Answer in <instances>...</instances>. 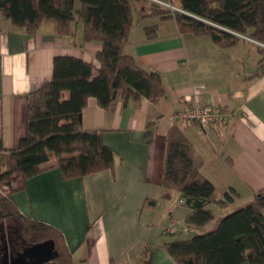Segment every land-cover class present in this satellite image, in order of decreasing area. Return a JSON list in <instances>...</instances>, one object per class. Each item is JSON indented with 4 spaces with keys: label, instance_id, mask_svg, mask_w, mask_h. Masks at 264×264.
Masks as SVG:
<instances>
[{
    "label": "crops",
    "instance_id": "1",
    "mask_svg": "<svg viewBox=\"0 0 264 264\" xmlns=\"http://www.w3.org/2000/svg\"><path fill=\"white\" fill-rule=\"evenodd\" d=\"M153 1L136 2L124 52L162 76L164 95L156 101L119 98L112 109L90 96L83 109V128L102 131L115 152L114 166L65 179L52 160L13 195L22 213L63 233L75 264H138L144 248L152 253V264H179L164 243L181 239L184 231L166 227L177 219L180 227L190 226L187 233L195 229L187 222L192 208L180 193L163 197L167 137L175 123L203 155L202 173L215 184L216 200L230 189L237 193L226 207L209 205L216 216L264 192V72L258 73L264 45L240 33L239 42L226 47L209 36L182 32L174 19L147 16ZM153 25L157 37L148 39L146 27ZM102 46L84 40L81 20H74L68 33H58L52 21L31 33L0 11V139L6 149L17 148L26 135L29 94L52 80L54 58L77 57L96 69ZM187 101L224 107L227 125L203 131L195 122L178 120Z\"/></svg>",
    "mask_w": 264,
    "mask_h": 264
},
{
    "label": "trees",
    "instance_id": "2",
    "mask_svg": "<svg viewBox=\"0 0 264 264\" xmlns=\"http://www.w3.org/2000/svg\"><path fill=\"white\" fill-rule=\"evenodd\" d=\"M139 0H0V11L16 27L35 32L43 21H52L58 33L70 32L74 20L84 23V40L102 42L95 67L77 57L56 56L52 80L29 94L27 133L15 149L0 139V264L2 234L17 229L26 244L54 240L59 264H75L63 233L54 225L20 211L14 193L26 188L27 180L56 160L65 179L81 177L114 166L115 152L102 131H87L83 109L94 96L112 109L119 98L125 102L143 97L158 100L165 93L162 76L142 67L124 52ZM180 10L152 2L147 16L174 19L180 31L209 36L221 46L239 42L237 33L264 44V0H160ZM185 11V12H182ZM148 39L157 37V26H147ZM258 73L264 72V47ZM152 123L147 126L149 133ZM167 155L161 182L163 197L178 191L192 208L187 222L196 230L187 239L164 243L179 264H264V192L221 216L209 205L226 207L237 194L234 189L216 200V186L202 173L204 157L181 124L168 131ZM152 204L151 200L146 201ZM211 224V227H208ZM207 227V228H206ZM144 248L138 264H152Z\"/></svg>",
    "mask_w": 264,
    "mask_h": 264
},
{
    "label": "built area",
    "instance_id": "3",
    "mask_svg": "<svg viewBox=\"0 0 264 264\" xmlns=\"http://www.w3.org/2000/svg\"><path fill=\"white\" fill-rule=\"evenodd\" d=\"M156 1L161 4H168L160 0ZM175 116L178 120L183 122H195L201 130L207 131L216 126L225 127L228 123L229 113L224 107L217 104L187 101ZM179 230L187 232L190 230V226L186 224L183 227H180L179 221L173 219L166 227V231L172 233Z\"/></svg>",
    "mask_w": 264,
    "mask_h": 264
},
{
    "label": "water",
    "instance_id": "4",
    "mask_svg": "<svg viewBox=\"0 0 264 264\" xmlns=\"http://www.w3.org/2000/svg\"><path fill=\"white\" fill-rule=\"evenodd\" d=\"M174 8L180 10L179 8ZM11 242L10 232L4 233L3 264H59L57 261L59 253L52 239L34 244H26L17 254L12 252Z\"/></svg>",
    "mask_w": 264,
    "mask_h": 264
},
{
    "label": "rangeland",
    "instance_id": "5",
    "mask_svg": "<svg viewBox=\"0 0 264 264\" xmlns=\"http://www.w3.org/2000/svg\"><path fill=\"white\" fill-rule=\"evenodd\" d=\"M160 4H161V3H160ZM163 5H165V6L169 7L170 9L176 11V9L174 8V6H171V5H169V4H163ZM8 228H9V227H8ZM10 229H12L13 232L17 233V229H13V228H10ZM196 233H197L196 230H192V231H190V232H188V233H187V232H185V233H184V232H183V233H179L178 236H181V239H187V238H190V237L194 236ZM3 235H4V232H3V234H2V242H3ZM16 237L19 238V235H18V234H16V235H13V234H12L10 238H14V239H16ZM3 252H4V243H3ZM2 256H3V254H2Z\"/></svg>",
    "mask_w": 264,
    "mask_h": 264
},
{
    "label": "flooded vegetation",
    "instance_id": "6",
    "mask_svg": "<svg viewBox=\"0 0 264 264\" xmlns=\"http://www.w3.org/2000/svg\"><path fill=\"white\" fill-rule=\"evenodd\" d=\"M11 241H12V252L14 254H17L23 248L24 244H26L23 241H17L14 238H11Z\"/></svg>",
    "mask_w": 264,
    "mask_h": 264
}]
</instances>
